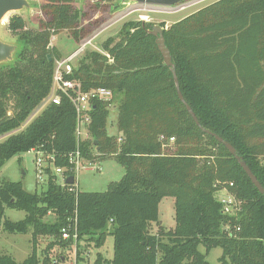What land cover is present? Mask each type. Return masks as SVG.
Listing matches in <instances>:
<instances>
[{
    "label": "trees",
    "instance_id": "trees-1",
    "mask_svg": "<svg viewBox=\"0 0 264 264\" xmlns=\"http://www.w3.org/2000/svg\"><path fill=\"white\" fill-rule=\"evenodd\" d=\"M74 2L46 0L38 29H28L21 14L9 19L7 28L19 35L21 49L12 64L0 65V169L34 147L54 153L58 166H69L78 139L77 113L68 98L49 102L24 123L47 101L56 59L63 57L56 46L48 47L52 35L69 29L80 41L89 32L78 28L85 12ZM153 25L125 22L101 51L86 48L68 75L83 91L112 90L110 101H91L90 137L81 149L89 161L113 156L125 169L123 177L106 191L78 192L55 175L41 192L28 191L22 181L0 180V229H31L32 242L23 261L0 253V264H63L70 242L62 239V229L76 211L79 261L91 241L100 248L111 234L113 258L98 252L94 264H211L206 255L216 247L222 249L218 264H264V194L180 100L173 72L148 32ZM164 36L180 89L202 126L229 141L264 186V0H216L174 22ZM111 107L118 111L115 135L107 129ZM170 137L175 141L168 144ZM223 187L235 192L241 210L224 212L217 195ZM166 196L175 198L174 229L159 221ZM7 208L26 215L11 220ZM50 213L54 220L46 219ZM42 237L50 242L40 252Z\"/></svg>",
    "mask_w": 264,
    "mask_h": 264
},
{
    "label": "rangeland",
    "instance_id": "rangeland-1",
    "mask_svg": "<svg viewBox=\"0 0 264 264\" xmlns=\"http://www.w3.org/2000/svg\"><path fill=\"white\" fill-rule=\"evenodd\" d=\"M214 1L216 0H187V2L183 3L181 6L166 8L142 3L124 2L123 0H75V6L85 12L84 17L80 20L78 28L81 29L84 27L88 29L89 32L86 33L84 39L77 41L71 30L64 29L54 33L51 40H53V45L61 51L63 57L74 52L83 42L92 36L95 37L92 40V44L87 45V49L101 50L103 42L110 36L117 37L118 32L127 21L138 19L151 22L154 25H161L164 23V27L169 28L174 22ZM30 2L33 8L22 12L21 15L24 16L28 29H38L41 20L44 21L46 19L45 10L42 7V5L46 3V0H30ZM13 14L16 13H11L9 19ZM8 23L9 20H7L6 24L2 27V37L6 40L19 43V35L9 31L7 28ZM53 36H55V38ZM84 52L85 50L80 55H83ZM48 103L49 102L46 101L44 104L37 107L26 123H24V126L39 114ZM117 118V109L111 107L107 124L109 135H115L118 132ZM24 126H22V128ZM85 136L86 133L84 132L83 137ZM88 136L90 137V135ZM4 138L5 136L0 137V141ZM97 166L99 169H82L79 171L76 182L80 190L106 191L111 182L119 181L125 173L123 165L110 155L98 160ZM58 176V179L61 181V175L59 174ZM3 179L22 181L24 187L30 192H41L47 188L45 182H37L35 153L29 151L16 154L2 166L0 169V180ZM221 194L222 192H219L217 194L218 197ZM25 215L26 213L23 210L13 208H7L6 210V216L11 220L23 219ZM46 219L54 220L55 215L50 213ZM159 221L166 229L175 228L174 197L166 196L161 200L159 205ZM158 229V223H153L151 227L152 232H157ZM49 242L50 240L48 237H42L38 245L39 251H43ZM200 250L205 252V247L200 246ZM82 251L89 252V255H86L87 259L79 264H94L98 252H101L105 258L111 259L114 255V236L108 234L103 246L100 248L94 246V242L91 241L89 247ZM31 252V229H29L27 233H9L0 229V253H8L15 257L17 261L21 262ZM221 255L222 249L216 247L210 250L206 255V259L211 264H218ZM70 262L71 260L63 264H69Z\"/></svg>",
    "mask_w": 264,
    "mask_h": 264
},
{
    "label": "built area",
    "instance_id": "built-area-1",
    "mask_svg": "<svg viewBox=\"0 0 264 264\" xmlns=\"http://www.w3.org/2000/svg\"><path fill=\"white\" fill-rule=\"evenodd\" d=\"M55 38V36H53ZM95 36H92L81 46L66 57L56 59L53 83L51 92L47 98L48 102H54L60 104L63 97L68 98L73 104L77 113V147L75 150L68 154L69 166H58L56 164V155L50 153L42 147H34L29 152L35 153V164H36V176L37 182L47 183L51 175H55V180L66 187L69 185L70 190L78 192L79 186L76 182L77 175L82 169H99L97 161L86 160L83 156L81 149V141L86 139L89 135L88 126L91 123V101L95 98L110 101L113 97L111 89L106 87H99L91 89L89 91H83L81 82L75 79H70V75L73 71V63L80 56V54L87 48V45L92 44V40ZM53 40H50L48 47H53ZM86 136L83 137V133ZM175 141V137L168 139V144ZM167 145V144H166ZM164 145V146H166ZM70 171L72 173H70ZM61 175L62 180L60 181L58 175ZM69 176L74 177V183L70 184L67 182ZM233 186V183H230ZM222 194L218 197L223 210L227 214L236 213L241 210V200L236 196L235 192L231 191L228 187H223L220 191ZM62 239L70 242V246L66 249V256L64 257V263L67 261L69 264H79L84 262L89 255V252H82L83 260L79 261V219L78 212L76 211L72 217L68 218V224L62 229ZM69 255V256H68Z\"/></svg>",
    "mask_w": 264,
    "mask_h": 264
},
{
    "label": "water",
    "instance_id": "water-1",
    "mask_svg": "<svg viewBox=\"0 0 264 264\" xmlns=\"http://www.w3.org/2000/svg\"><path fill=\"white\" fill-rule=\"evenodd\" d=\"M83 1V0H80ZM124 2H133V3H142V4H148L158 7H178L181 6L183 3L187 2V0H123ZM33 8L32 3L30 0H0V65H8L12 64L15 61L16 55L18 51L21 49V43L9 41L2 37L1 31L4 24H6V21L9 20V16L11 13H19L25 12L27 10H31ZM164 29L162 25L155 24L153 25L152 29H149L148 32L156 36V43L158 44V47L160 51L163 54L164 62L166 65L170 67V69L173 72L178 96L180 100L185 104L188 112L192 115L194 121L196 124L203 129V131L213 135L220 143H223L225 147L229 150V152L237 159L239 164L242 166V168L245 170L253 184L257 187V189L260 191V193L264 194V186L258 179V177L254 174L250 166L247 164V162L244 160L243 156L240 155L237 151V149L226 139H224L222 136L217 134L216 132H213L207 128H204L195 114L194 110L188 104V102L185 100V97L180 89L179 79L176 72V65L173 60V56L171 53L170 48L168 47L166 43V39L164 36ZM67 182L72 184L74 183V177L69 176L67 178Z\"/></svg>",
    "mask_w": 264,
    "mask_h": 264
},
{
    "label": "crops",
    "instance_id": "crops-1",
    "mask_svg": "<svg viewBox=\"0 0 264 264\" xmlns=\"http://www.w3.org/2000/svg\"><path fill=\"white\" fill-rule=\"evenodd\" d=\"M101 51V50H100Z\"/></svg>",
    "mask_w": 264,
    "mask_h": 264
}]
</instances>
